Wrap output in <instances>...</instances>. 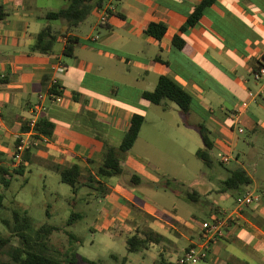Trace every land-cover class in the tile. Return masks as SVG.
I'll return each mask as SVG.
<instances>
[{
  "label": "crops",
  "instance_id": "obj_1",
  "mask_svg": "<svg viewBox=\"0 0 264 264\" xmlns=\"http://www.w3.org/2000/svg\"><path fill=\"white\" fill-rule=\"evenodd\" d=\"M116 1L122 3L123 12L119 11ZM202 1L104 0L103 9L95 10L99 15L95 27L108 28L110 33L101 39L92 34H78L82 24L73 32H68L65 21L61 20L58 25L46 23L48 20L44 16L53 11L40 6V0H0V6L7 13L0 20V169H7L10 173L19 169L20 166L14 165L12 156L19 141L23 139L29 142L27 159L24 154L23 175L31 171L33 162L53 171V165L69 167L77 164L82 169V177L84 171L96 175L93 168L103 165L107 147L114 148L121 155L119 148L135 114L145 117L135 145L143 141L146 146L153 147L151 141L142 138V132L149 123L147 114L155 104L144 99L142 94L154 91L161 76L172 78L192 94L198 112L215 113L213 106L220 107V115L228 116L233 126L216 124L212 130L205 127L215 134L214 147L229 148L225 140L231 137V130L235 129V118L238 116L240 122L249 119V106L243 109V103L249 100V105H260L259 97L264 94V83L259 84L254 76L259 63L264 60V0H216L205 9L196 27L183 32L182 27L187 26L189 16ZM102 15H107L105 22L101 20ZM151 23L167 26V32L161 40L146 33ZM47 25L53 27L58 38L53 52L42 54L34 51V47L38 34ZM65 35L80 40L75 56L69 57V60L65 59L64 54L67 43ZM176 36L186 42L182 51L173 44ZM92 43L100 44L90 46ZM59 66L65 68L61 75L54 71ZM120 68L128 82L126 89L136 94L135 103L146 105L143 106V112L124 106L116 107L112 103L104 106V101L96 102V99H89L83 94L82 81L91 79L96 84H103L109 80L108 76L114 75ZM253 76L255 85L259 87L257 93L249 85L250 77ZM54 84L63 89L62 104H57L48 96ZM250 93L256 94L254 100L250 99ZM82 96L88 103L85 107L83 100H80ZM228 99L231 102L236 100L235 104L231 103L234 108L229 111L230 115L224 111L228 108ZM39 106L43 109L36 110ZM94 107H97V118L104 121L105 116L109 125L108 130L99 135L90 131L84 133L79 124L77 129V122L73 120L74 115L91 111ZM192 112L193 107L188 114ZM36 118H48L56 125L53 138L48 143L40 141L31 132L22 131L25 123H29L30 127L31 121ZM249 121L255 130V120L250 118ZM185 125L195 126L191 122ZM119 136L121 142L117 147L113 140ZM133 149L122 155L121 166L123 170L127 167L133 172L131 179L134 184H122L120 179L108 181L97 177L103 185L100 187L102 193L98 192L97 196H101L109 206L106 215L111 225L109 230L113 232L111 237L115 238L114 229L123 227L124 222H131L137 230L142 225V217L151 215L158 221L147 223L144 230L151 229L175 244L164 230L163 225L170 224L156 215L173 211L162 210L161 207L153 211L146 205L149 198L143 189L154 187L157 180L151 166L150 152H131ZM132 185L134 188H131ZM79 186L91 188L90 183ZM171 190L178 196L183 195L177 193V190ZM187 194L183 197L186 198ZM236 200L229 208L230 212L234 210ZM132 208L139 213L132 212ZM222 210L227 213V210ZM174 218L175 222L183 223L176 214ZM144 230L137 233L142 235ZM231 241H236L239 256L225 250L226 263L252 264L250 261L257 262L256 259L264 264L262 202L254 207H246L236 216L227 226L224 237L211 246L210 254L217 245V253L221 254L220 248L227 247L224 242ZM159 245L152 244L150 248Z\"/></svg>",
  "mask_w": 264,
  "mask_h": 264
},
{
  "label": "rangeland",
  "instance_id": "obj_2",
  "mask_svg": "<svg viewBox=\"0 0 264 264\" xmlns=\"http://www.w3.org/2000/svg\"><path fill=\"white\" fill-rule=\"evenodd\" d=\"M108 2V0H106ZM119 11L123 12L122 3L116 1ZM65 0H40V6L48 11H59L65 7ZM99 18L98 12L93 11L78 29V34L99 36L105 39L110 30L105 27L96 28L95 23ZM46 23L58 25L61 20L45 21ZM117 28V27H116ZM100 43H92L90 46H99ZM102 44V43H101ZM69 60V57H65ZM120 67V66H119ZM103 84H96L94 80L82 81L83 94L96 102L104 101L112 103L114 106H124L143 112V104H136V94L126 89L128 83L122 74V70L112 76H108ZM250 86L254 93L259 91L255 85L254 76L250 77ZM264 83V79L258 82ZM85 97H81L84 107L88 105ZM239 99V98H238ZM227 100L229 113L234 107L232 104L236 100ZM242 101V100H241ZM240 101V103H242ZM249 103L248 101H245ZM259 104L251 103L247 110L246 121H241L234 130H231V137L226 139L229 148L214 147L210 151L212 164L208 166L196 154L199 149L205 147L199 125H204L212 130L213 125L224 124L233 126V121L228 116L220 115V107L214 105L215 113L198 112L197 102L192 105L191 115L184 114L175 103L166 101L162 106L153 105L148 112L147 123L142 132V138L151 141L153 147H148L143 141H139L131 152H150L151 166L157 180L154 187L143 189V193L148 196L147 204L153 211L157 208L173 211L169 213H157L159 217L167 221L170 225L164 226V230L173 238L174 243L164 240L158 247L152 246L149 250L139 253H129L127 246V236L138 234L146 228L147 223L156 220L151 215L142 217V225L137 230L135 225L129 221L124 222V226H118L113 232L109 230L106 215L109 206L97 193H102L97 183H91L94 189L79 186L78 191L70 185L62 183L59 174L53 170H46L40 164L33 162L30 172L25 175H15L8 188L0 182V193L5 196L4 207L0 208V233L12 238L14 247L20 246V237L13 232L14 220L13 211H27L33 219V228L28 232L29 241L36 240L35 230L42 225L48 224L58 227L60 230L51 235L47 243V250L44 252L58 259H71L74 251L77 252L78 260L74 264H88L82 259L87 258L100 264H123L122 259L128 257L126 264H160L165 259L169 264H177L178 258L185 250L191 246H197L202 242L203 230L206 225L224 219L227 210L229 215L235 199L244 197L248 192L260 201L254 202L251 206L264 204V94L259 97ZM232 103V104H231ZM97 107L91 111H84L73 116L76 128L78 124L83 128V132L90 131L94 135H99L108 130V122L97 118ZM94 111V112H93ZM258 119H257V117ZM250 118L254 119L257 126L253 129ZM257 120V121H256ZM191 122L195 126L187 127L185 124ZM263 123V124H261ZM239 129H243L240 132ZM212 140L215 139L214 132L209 133ZM121 137H115L113 143L118 147ZM231 156L229 163H222L223 156ZM243 168L252 177V184L243 186L238 190L228 189L225 180L234 170ZM98 172V166L93 168ZM132 171L124 167L121 176L108 178V181L119 180L122 184H134L131 179ZM92 173L84 171V176L80 183H90L89 177ZM177 190L179 194L195 192L197 201H189L183 195L178 196L167 187ZM80 184V185H81ZM134 188V185L131 186ZM75 202V203H74ZM156 204V205H155ZM155 205V206H154ZM157 207V208H156ZM48 211L50 215L48 214ZM132 212L139 213L132 208ZM73 213L80 215L79 219L71 221ZM182 224L175 222L174 215ZM8 222V225L6 224ZM173 225V226H171ZM138 232V233H137ZM68 233L73 234L70 237ZM224 237V236H223ZM224 249L218 254L219 245L215 246L209 258L200 261L198 264H228L225 261L224 251L227 250L239 256L236 241L224 242ZM261 252V251H260ZM12 255L10 247L7 248L3 260L9 261ZM114 255L119 259L116 261ZM251 262L252 264H260Z\"/></svg>",
  "mask_w": 264,
  "mask_h": 264
},
{
  "label": "trees",
  "instance_id": "obj_3",
  "mask_svg": "<svg viewBox=\"0 0 264 264\" xmlns=\"http://www.w3.org/2000/svg\"><path fill=\"white\" fill-rule=\"evenodd\" d=\"M66 5L59 11L49 12L44 16V19L48 21L62 20L67 23L68 32H73L77 29L93 11H101L104 7V0H65ZM216 0H203L195 9V11L189 16L187 21V26L182 27V31H186L188 28H193L198 25L201 18L203 17L206 8L212 6ZM7 13L4 7L0 6V20L4 19ZM167 32V26L165 24L151 23L146 31V33L157 40H161ZM67 43L65 46L64 54L67 57H74L76 48L80 45L79 38L75 36H67ZM58 35L55 33L51 25H47L42 29V31L37 36V44L34 47V51L40 52L42 54H51L53 52L55 43L57 41ZM174 46H176L180 51L185 47L186 42L180 37L176 36L173 40ZM159 59V58H157ZM3 82V81H2ZM57 86L54 85L53 92L56 90ZM142 97L155 105H162L166 101H171L178 105L184 114H188L191 111L192 104L194 102V97L188 91H186L182 86H180L175 80L168 76H161L158 84L154 91L144 92ZM145 122V117L142 114H135L131 120L130 127L123 139V142L119 148L121 155L112 148L107 147L106 158L102 166L98 168L96 175H91L89 177L90 187L93 188V183L99 184L102 187V183L97 180L108 179L116 176H121L124 172L121 161L122 155L128 153L135 145L138 139L142 126ZM56 125L48 118H40L34 128L36 137H48L53 138L54 130ZM205 147L197 151V156L204 161L208 166H211L212 159L210 151L214 149V141L209 135L208 129L204 125L199 126ZM31 129L29 123H25L23 126V132H29ZM29 151H26L25 158L27 159ZM54 171L60 175L62 183L70 185L74 190L81 184L80 180L82 177V169L79 165L75 164L69 167L53 165ZM25 173V168L23 165L10 173L7 169H0V182L8 188L11 184V180L15 175H23ZM92 183V184H91ZM225 185L228 189L238 190L243 186H249L252 184V179L248 173L243 169H237L230 173L229 177L225 180ZM168 187L170 183L168 182ZM174 190V188L170 187ZM5 196L0 193V208L4 207ZM187 200L197 201L195 192L188 193ZM48 214L50 215L49 211ZM80 215L73 213L71 216V221L74 219H79ZM14 228L13 232L20 237V246L14 247L12 244L11 236L5 237L0 233V264H74L78 260L77 252L74 251L73 257L71 259H58L54 256L44 252L47 250V241L50 239L54 232L60 229L52 225H42L37 230H35L36 240L30 242L28 232H31L33 228V219L28 214L27 211L15 210L13 211ZM8 225V222H6ZM70 237L75 236L68 233ZM165 240V237L154 232L151 229L144 230L142 235L134 234L127 238V246L129 253H139L144 250H148L152 244L159 245ZM10 247L12 255L9 261L3 260V256L6 253L7 248ZM116 261L118 257L114 255ZM88 264H100L96 261L89 260L87 258L82 259ZM128 262V257L122 259V263L126 264ZM160 264H169L165 259H162Z\"/></svg>",
  "mask_w": 264,
  "mask_h": 264
},
{
  "label": "built area",
  "instance_id": "obj_4",
  "mask_svg": "<svg viewBox=\"0 0 264 264\" xmlns=\"http://www.w3.org/2000/svg\"><path fill=\"white\" fill-rule=\"evenodd\" d=\"M107 19V15H102L101 20L102 22H105ZM54 71L56 74L61 75L65 72V68L62 66L54 68ZM255 79L257 81L264 79V60H262L257 70L254 73ZM56 90L53 92H49L48 96L53 99L57 104H62L64 102V97L61 94L63 92V89L57 85ZM251 100H254L256 98V94L250 93L249 95ZM249 106L248 102L243 103V109H247ZM41 106L36 108V110H41ZM43 109V108H42ZM39 118L34 119L30 123V131L34 135H37L34 131V128L38 122ZM239 118L238 116L235 118V127L237 124H239ZM240 132H243V129H239ZM40 141H43L44 143H48L50 139L48 137H40ZM29 149V142L26 140L21 139L18 143V145L15 148V151L12 156V160L14 162V165L21 166L25 163L24 160V154ZM231 160V156L225 155L222 158V163L226 164L229 163ZM260 201L259 197H255L252 193L248 192L244 197L239 198L235 202V208L234 210L228 215L225 213L224 219L214 221L211 224H208L205 226L203 230V237L202 242L197 246H191L187 250L184 251V253L178 258L177 264H198L200 261L204 260L206 261L209 258L211 246L221 237L224 236L225 230L229 223L231 221H234L236 219V216L240 215V213L246 208L251 206L254 202Z\"/></svg>",
  "mask_w": 264,
  "mask_h": 264
}]
</instances>
